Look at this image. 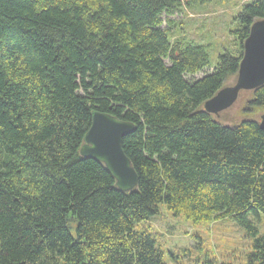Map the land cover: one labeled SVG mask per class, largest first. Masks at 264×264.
<instances>
[{
    "label": "trees",
    "instance_id": "1",
    "mask_svg": "<svg viewBox=\"0 0 264 264\" xmlns=\"http://www.w3.org/2000/svg\"><path fill=\"white\" fill-rule=\"evenodd\" d=\"M191 1L0 0V264H166L144 226L161 204L195 223L232 218L253 239L246 264H264V85L242 92L231 124L204 109L238 74L264 0L241 7L237 55L213 64L208 45L172 37ZM94 111L135 125L133 191L80 154Z\"/></svg>",
    "mask_w": 264,
    "mask_h": 264
},
{
    "label": "rangeland",
    "instance_id": "2",
    "mask_svg": "<svg viewBox=\"0 0 264 264\" xmlns=\"http://www.w3.org/2000/svg\"><path fill=\"white\" fill-rule=\"evenodd\" d=\"M252 1L255 0H193L190 5L181 7L179 12L170 16L173 23L170 25L172 37L175 40L181 35L208 45L212 64L225 49L237 55L234 51L237 39L232 32L237 24L234 18L243 5ZM166 24L163 27L166 28ZM179 27L181 32H178ZM202 75L203 73L196 76ZM234 81L235 76L227 81L226 86ZM245 94L240 95L233 107L221 112L226 123L231 124L233 120L243 118L247 98ZM259 112L255 114H258L257 118L260 116ZM254 221L260 235L263 234L264 215L254 218ZM144 226L158 234L166 264H200L205 255L221 262L246 264L247 255L252 251L253 239L232 218L195 223L184 216H175L161 204L159 213Z\"/></svg>",
    "mask_w": 264,
    "mask_h": 264
},
{
    "label": "water",
    "instance_id": "3",
    "mask_svg": "<svg viewBox=\"0 0 264 264\" xmlns=\"http://www.w3.org/2000/svg\"><path fill=\"white\" fill-rule=\"evenodd\" d=\"M264 85V19L254 21L244 42V54L235 81L222 87L204 103V109L216 116L233 107L243 91ZM264 131V112L259 114ZM135 130V125L108 113L94 111L92 124L80 148L83 157L103 162L116 180V186L133 191L138 185V174L126 155L124 138Z\"/></svg>",
    "mask_w": 264,
    "mask_h": 264
},
{
    "label": "bare ground",
    "instance_id": "4",
    "mask_svg": "<svg viewBox=\"0 0 264 264\" xmlns=\"http://www.w3.org/2000/svg\"><path fill=\"white\" fill-rule=\"evenodd\" d=\"M260 121V120H259Z\"/></svg>",
    "mask_w": 264,
    "mask_h": 264
}]
</instances>
